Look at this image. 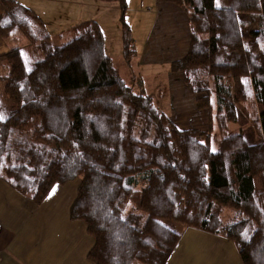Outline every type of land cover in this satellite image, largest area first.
I'll return each mask as SVG.
<instances>
[{
	"label": "trees",
	"instance_id": "trees-1",
	"mask_svg": "<svg viewBox=\"0 0 264 264\" xmlns=\"http://www.w3.org/2000/svg\"><path fill=\"white\" fill-rule=\"evenodd\" d=\"M108 1L121 12L115 59L97 22L54 46L30 8L0 0V179L35 205L79 179L69 218L93 239L91 264H165L185 227L264 264V0H162L187 17V51L170 72L206 110L205 130L174 125L166 76L136 72L127 0ZM239 115L254 142L233 130Z\"/></svg>",
	"mask_w": 264,
	"mask_h": 264
},
{
	"label": "crops",
	"instance_id": "crops-1",
	"mask_svg": "<svg viewBox=\"0 0 264 264\" xmlns=\"http://www.w3.org/2000/svg\"><path fill=\"white\" fill-rule=\"evenodd\" d=\"M15 1L21 3V0ZM159 1L155 0V3L158 5ZM48 2L49 0H32L28 4L22 2V5L30 8L43 20L46 30H49L48 26L50 27L54 22L46 14V10L49 9L45 4ZM2 12L3 6L0 5V16ZM153 41L154 38L149 37L143 49L136 52L137 56L141 55L142 58L148 56L151 61H154L151 65L158 62L156 59L159 58L156 56L158 53H153L150 47V42ZM184 41L183 45L187 50L188 37L187 44ZM176 47L170 45L171 50L166 57L170 59L167 64L175 60L177 53L175 51L180 50V46L178 49ZM7 50L6 42L0 37V54ZM159 64L161 62L157 66H161ZM174 75L179 76L180 74L175 73ZM202 114L193 115L194 124L202 123L206 118V115ZM76 182L79 180L76 179L62 186L54 185L49 195L38 206L0 179V264H91L87 259V253L92 247L93 239L86 233L82 221H71L68 218V210L75 199L76 188L79 184ZM73 183L75 187H70L69 190L70 184ZM165 264L242 263L232 241L187 228Z\"/></svg>",
	"mask_w": 264,
	"mask_h": 264
},
{
	"label": "rangeland",
	"instance_id": "rangeland-1",
	"mask_svg": "<svg viewBox=\"0 0 264 264\" xmlns=\"http://www.w3.org/2000/svg\"><path fill=\"white\" fill-rule=\"evenodd\" d=\"M30 1L32 0H29V2L28 0H21L20 2L21 4H23L22 2L28 4ZM39 5H41V3H39ZM45 5L49 9L46 10V14H48L49 18L54 20L52 25H50V27L48 26L49 30H47L49 31V35L54 46H59L70 41L73 36V31L71 29L74 26L85 21L92 20L97 22L102 28L106 54L111 56L113 59L118 58L122 54L123 47L120 24L121 12L116 2L108 0H49V2ZM158 5L155 3V0H127L124 19L130 28L131 38L133 40V49L138 53L141 49H143L144 44L146 45L149 37L151 39L154 38V41L150 42V47L153 53H158L156 56L159 57L156 59L158 62L151 65L154 61H151L148 56L143 58L141 55L136 56V72L142 78H154L157 75L166 76L165 82L167 83L169 94L168 114L171 121L178 129L205 130L208 126V116L206 110L203 112V109L199 110L195 108V96L190 93L189 87L184 84L180 75L176 76L174 75L175 73L170 72V64H167L170 58H166L168 55L167 53H170L171 50L170 45H172V47L173 45H175V47L177 46V49L180 46V50L175 51L177 52L176 57H174L175 60L182 58L183 55L186 54L185 51L187 50L185 49L186 46L183 45V41L185 39L184 43L187 44V17L182 10L173 4L165 3L160 0ZM34 8H36L35 10H38L37 7ZM158 9H160V11ZM7 47L8 50L5 53L0 54V56L9 52V46L7 45ZM252 47L256 48L255 45H252ZM23 51L26 52L27 50L24 49ZM183 52L185 53L182 55ZM170 57L173 56L170 55ZM24 58L26 60V64L30 66L31 62L28 56L24 55ZM159 62H161V64H159L161 66H157ZM3 66L2 61H0V76L4 72ZM3 87L4 83L0 80V103L2 105L6 103L5 96L3 95ZM202 113L206 115V118L202 121V123L200 122V124H194L193 115H203ZM237 125H234L233 130L237 131L238 127H241V131L247 142H254L255 132L250 126V123L247 122V120H245L241 115H239ZM213 149H215V147ZM78 180L79 179H77V181ZM71 182H74V180L68 183ZM70 187L74 188L75 184H70L69 190ZM187 228L191 227H185L182 229L181 225H176V229H182V234H184V231Z\"/></svg>",
	"mask_w": 264,
	"mask_h": 264
},
{
	"label": "snow or ice",
	"instance_id": "snow-or-ice-1",
	"mask_svg": "<svg viewBox=\"0 0 264 264\" xmlns=\"http://www.w3.org/2000/svg\"><path fill=\"white\" fill-rule=\"evenodd\" d=\"M0 118H2V117H0Z\"/></svg>",
	"mask_w": 264,
	"mask_h": 264
}]
</instances>
